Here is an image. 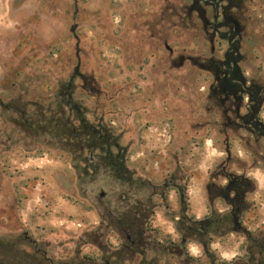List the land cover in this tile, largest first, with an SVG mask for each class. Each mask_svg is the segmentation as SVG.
<instances>
[{"label":"rangeland","instance_id":"rangeland-1","mask_svg":"<svg viewBox=\"0 0 264 264\" xmlns=\"http://www.w3.org/2000/svg\"><path fill=\"white\" fill-rule=\"evenodd\" d=\"M61 103L116 163L26 130ZM255 124L264 0H0V264H264Z\"/></svg>","mask_w":264,"mask_h":264},{"label":"trees","instance_id":"trees-1","mask_svg":"<svg viewBox=\"0 0 264 264\" xmlns=\"http://www.w3.org/2000/svg\"><path fill=\"white\" fill-rule=\"evenodd\" d=\"M23 122L26 130L34 136H53L54 139L59 138L72 143L73 147L79 148L80 151L83 148L88 149L90 159L94 158L95 150L100 149L109 161L116 163L118 160L119 155L112 152L113 148L117 147L114 136L118 135L105 125L91 122L85 116L79 114L74 115L62 103L53 108L48 106L43 110L37 109L36 112L30 115L26 114ZM120 165L122 164L120 163ZM185 219L191 220V223L184 228L193 235L192 238L205 243L203 236L211 230L216 218L199 220L183 216L181 222L185 223ZM180 229L183 230V226L180 225ZM10 247L11 243L0 240L1 258L4 254L6 256L9 254ZM21 256L23 258L14 254L13 257L28 261L25 255L22 254ZM30 264H32V260H30Z\"/></svg>","mask_w":264,"mask_h":264},{"label":"flooded vegetation","instance_id":"flooded-vegetation-1","mask_svg":"<svg viewBox=\"0 0 264 264\" xmlns=\"http://www.w3.org/2000/svg\"><path fill=\"white\" fill-rule=\"evenodd\" d=\"M229 43H230V45L232 46L233 51H234L235 44H234V42H233L232 37L229 38ZM233 51L231 52L232 54H234ZM240 81H241V83L244 84V81L242 80V78L240 79ZM248 92L250 93L251 91L248 90ZM258 102H259V99L256 97L255 100H254V103H253L252 106H251V108H252V112H251V115H250V120H251L250 122H252L253 119H255V115H256V112H257V108H256V106H257V103H258ZM254 126H255V129H257V130H260V131H263V130H264V126H263L262 124H258V125L255 124Z\"/></svg>","mask_w":264,"mask_h":264}]
</instances>
